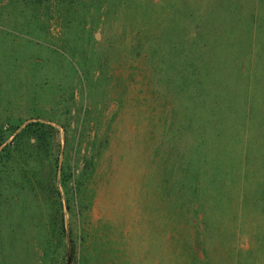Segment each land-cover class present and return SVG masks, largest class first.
<instances>
[{
  "label": "rangeland",
  "instance_id": "obj_1",
  "mask_svg": "<svg viewBox=\"0 0 264 264\" xmlns=\"http://www.w3.org/2000/svg\"><path fill=\"white\" fill-rule=\"evenodd\" d=\"M28 121L0 264H264V0H0V133Z\"/></svg>",
  "mask_w": 264,
  "mask_h": 264
},
{
  "label": "trees",
  "instance_id": "obj_2",
  "mask_svg": "<svg viewBox=\"0 0 264 264\" xmlns=\"http://www.w3.org/2000/svg\"><path fill=\"white\" fill-rule=\"evenodd\" d=\"M54 128L39 121H28L22 127L19 125H11L8 128V133H0V184L5 183L7 191L10 188V179L16 171L17 157L21 160L22 168L18 169V175L27 177V173L37 178V168L32 160V153H36L38 149L43 152V156L49 154L48 151H43V148H50L52 134ZM9 136H12L8 140ZM55 161V159H53ZM55 167V165H54ZM60 182L64 184L66 173L64 168H60ZM17 175V176H18ZM65 176V177H64ZM36 183L40 184L37 180ZM2 190V189H1ZM8 197L5 196L6 200Z\"/></svg>",
  "mask_w": 264,
  "mask_h": 264
}]
</instances>
